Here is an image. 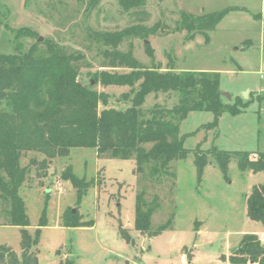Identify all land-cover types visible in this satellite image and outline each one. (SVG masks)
<instances>
[{"label": "rangeland", "instance_id": "obj_1", "mask_svg": "<svg viewBox=\"0 0 264 264\" xmlns=\"http://www.w3.org/2000/svg\"><path fill=\"white\" fill-rule=\"evenodd\" d=\"M230 6L244 10L230 11L206 34L190 37L187 31L176 30L181 12L201 15ZM130 27L135 33L115 47L101 38L102 33ZM152 28L154 32H146ZM49 45L71 56L79 81L105 93L107 107L130 105L123 98L128 86L103 85L95 77L101 71L131 70L109 66L115 50L130 52L141 68L218 72L220 92L231 95L230 100L222 95L223 100L239 97L249 104L236 115L224 112L214 128L202 127L212 121L211 112H189L179 123L180 134H188L184 147L189 153L171 163L174 178L156 181L146 169L137 173L133 159L100 156L93 148H72L68 156L56 157L45 167L39 162L42 155L25 153L21 164L28 172L19 195L27 229L33 232L45 215L37 264H229L224 258L244 234H256L264 244V229L246 215V197L264 181V173L241 171L233 158L224 175L210 160L198 180L194 164L198 146L204 151H248L252 158L264 153V0H140L128 8L119 0H0V52L35 46L38 53H46ZM176 100L174 93H150L141 107L169 108ZM103 107L98 104V110ZM65 170L89 182L80 200L77 188L62 178ZM142 190L147 201L155 199L158 204L151 228L171 220L156 236L134 228L135 197ZM71 210L91 225L65 226L63 217ZM6 222L0 203V243L19 255L20 227ZM121 228L130 242L122 237Z\"/></svg>", "mask_w": 264, "mask_h": 264}, {"label": "trees", "instance_id": "obj_2", "mask_svg": "<svg viewBox=\"0 0 264 264\" xmlns=\"http://www.w3.org/2000/svg\"><path fill=\"white\" fill-rule=\"evenodd\" d=\"M125 8L140 4V0H119ZM234 10L230 6L213 12L192 15L181 12L177 31L207 33L215 29L223 17ZM155 28L146 32H154ZM130 27L117 32H105L101 38L114 47L128 34ZM31 34V32H27ZM109 66H125L127 73L101 71L95 74L103 85L128 86L123 98L130 101L124 109L107 107V95L82 84L78 72L71 64V56L49 45L46 53H38L35 46L22 50L19 46L11 53L0 52V203L4 207L6 225L20 227V254L0 243V264H37V245L41 226L45 225L44 212L33 232L29 225L25 205L19 189L26 180L28 166L21 164L27 152L42 155V167L56 157L68 156L75 147L93 148L97 155L111 158L133 159L135 171L147 170L156 181L173 176L171 163L186 158L184 147L187 133L180 134L179 123L191 111H208L213 114L204 128L218 125L224 113L236 115L249 103L239 97L225 102L220 93V75L209 71H160L158 67L141 68L130 52L115 50L110 53ZM174 93L176 102L169 108L154 106L145 111L142 104L150 93ZM104 107L98 110V104ZM248 151H226L212 148L194 150V164L198 180L204 167L215 160L224 175L228 164L237 159L241 171L264 173V153L252 158ZM31 161L35 163L36 159ZM62 178L77 188L78 200L86 192L89 182L71 171L62 172ZM174 187V180L170 182ZM134 228L140 233L156 236L167 229L171 220L152 229L151 214L158 206L155 199L147 201L142 190L135 197ZM64 215L67 227L88 226L77 215ZM246 215L264 229V181L253 186L246 197ZM122 237L130 242L126 231ZM229 264H264V244L256 234H244L238 247L224 258ZM68 264H72L69 262Z\"/></svg>", "mask_w": 264, "mask_h": 264}, {"label": "water", "instance_id": "obj_3", "mask_svg": "<svg viewBox=\"0 0 264 264\" xmlns=\"http://www.w3.org/2000/svg\"><path fill=\"white\" fill-rule=\"evenodd\" d=\"M145 42H147V41H145ZM220 93H221V95L225 96L228 100L231 99V95L230 94H228L226 92H220ZM72 212H74V210H72Z\"/></svg>", "mask_w": 264, "mask_h": 264}, {"label": "built area", "instance_id": "obj_4", "mask_svg": "<svg viewBox=\"0 0 264 264\" xmlns=\"http://www.w3.org/2000/svg\"><path fill=\"white\" fill-rule=\"evenodd\" d=\"M261 240H263V241H264V234H263V235H261Z\"/></svg>", "mask_w": 264, "mask_h": 264}, {"label": "crops", "instance_id": "obj_5", "mask_svg": "<svg viewBox=\"0 0 264 264\" xmlns=\"http://www.w3.org/2000/svg\"><path fill=\"white\" fill-rule=\"evenodd\" d=\"M261 233H262V235L264 234V232H263V231H262ZM250 263H251V262H250Z\"/></svg>", "mask_w": 264, "mask_h": 264}]
</instances>
